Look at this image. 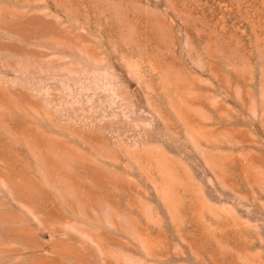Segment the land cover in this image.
<instances>
[{
    "label": "rangeland",
    "instance_id": "obj_1",
    "mask_svg": "<svg viewBox=\"0 0 264 264\" xmlns=\"http://www.w3.org/2000/svg\"><path fill=\"white\" fill-rule=\"evenodd\" d=\"M0 264H264V0H0Z\"/></svg>",
    "mask_w": 264,
    "mask_h": 264
}]
</instances>
